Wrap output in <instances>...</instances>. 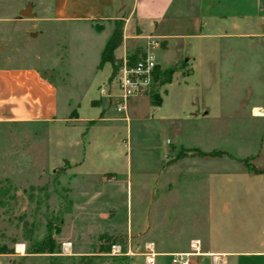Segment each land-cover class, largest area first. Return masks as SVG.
Listing matches in <instances>:
<instances>
[{
    "label": "crops",
    "instance_id": "0c3cea01",
    "mask_svg": "<svg viewBox=\"0 0 264 264\" xmlns=\"http://www.w3.org/2000/svg\"><path fill=\"white\" fill-rule=\"evenodd\" d=\"M115 4L116 0H52L48 21L91 27L93 21L115 19L116 12L125 14L118 17L125 33L113 53L116 61L126 57L133 44L150 37L161 43L155 49L161 53L160 65L168 67L177 59L187 71L175 72L179 78L165 84L159 111L151 117L140 115L142 107L133 102L134 125L156 124L155 133L141 127L133 133V175L129 167L102 166L117 157V124H128V106L123 118L116 117L114 105L109 108L101 96L85 101L90 108L86 112L77 103L74 110L66 106L61 114L58 85L37 66L0 61V127L18 132L16 154L26 157L28 128L47 132L50 151L58 147L59 123L86 125L65 140L63 158L77 166V178L98 184L78 200L86 206L104 203L107 223L115 219L116 195L125 194V226L119 234L133 239V264H171V255L192 251L199 254L193 258L198 264H264V173L251 174L242 163L247 160L264 171V0H133L130 7L119 8ZM133 18L142 31L127 36ZM106 28L94 30L103 33ZM111 74L105 79L108 83ZM153 107L148 99V110ZM83 128L86 131H80ZM36 135L30 139L41 144ZM95 146L101 150L93 156ZM182 151L187 154L179 156ZM196 151L222 154L201 156ZM132 200L133 221L128 209ZM107 229L100 236L118 234L114 227Z\"/></svg>",
    "mask_w": 264,
    "mask_h": 264
},
{
    "label": "rangeland",
    "instance_id": "374dc122",
    "mask_svg": "<svg viewBox=\"0 0 264 264\" xmlns=\"http://www.w3.org/2000/svg\"><path fill=\"white\" fill-rule=\"evenodd\" d=\"M132 3L133 0H116L115 5L116 8L122 5L130 7ZM26 6L31 7L32 17H19V12ZM51 6L52 0H0V61L15 66L39 67L58 85L60 113H63L66 106L70 107L67 110H74L77 103L85 106L81 109L83 113L90 109L85 104L88 98L100 99L101 88L106 94L114 88V82L110 84L105 81L112 72L111 65H106L103 71L96 69L115 22L119 21L118 17L126 16L116 12L115 19H108L107 24L104 21H93L96 25L108 26L103 33H97L93 22L90 24L92 28L88 24L49 22ZM123 24L122 21V40L125 33ZM131 27L130 24L127 28V36H135L142 31L136 21L133 28ZM160 47V41L145 37L133 44V48L127 50L126 54L140 50L145 56H152L157 71L168 68L173 70L172 81L175 72L184 70V67L177 59L168 67L160 65L163 63L161 53L155 50ZM114 68L110 81L115 74ZM175 78L179 77L176 75ZM102 81H105L104 84H101ZM164 86H155L152 93L156 92L161 97L164 94ZM86 88H89L87 92ZM151 95L132 98L127 102L128 124H117V157L103 163V167H129V172L133 175L136 157L133 154V133L140 127L143 132H156V124L151 121L145 126L134 125L133 102L142 107L143 113L140 115L151 117L154 111H159L156 107L148 110V99ZM189 95L187 99L190 100ZM107 100L111 108L114 99ZM93 112L96 116L100 114L98 109ZM61 114L59 116H62ZM115 116L124 117L122 113H116ZM82 126L86 125L73 121L59 123L58 147L53 146L50 151L46 143L47 132L39 127L28 128L25 139L26 157L16 154L18 132L0 127V248L4 247L8 252L0 254L4 255L0 258V264H133V239L130 241L120 235L123 234L120 231L125 226L122 220L127 212L125 194L116 195V206L113 208L115 219L108 223L103 220V214L107 212L104 203L95 202L86 206L78 200L83 191H94L98 188L96 182H83L77 178L79 174L73 168L77 166L63 158L66 154L65 140ZM80 131L84 132L86 129ZM157 133L162 138L161 144H164L165 138L159 130ZM36 134L43 141L41 144L30 139V136ZM51 136L54 137V134L51 133ZM94 149L96 152L93 156H96L101 149L99 146ZM51 165L56 167L54 171L50 170ZM40 168H46L44 174L40 173ZM128 209L129 219L131 216L133 221V200ZM108 226L114 227L118 234L114 237L100 236V233L108 230ZM54 227L58 228V231L53 229L51 234L57 248L51 254L34 253L33 244L44 241L49 228ZM109 245L111 247L107 253ZM18 246H24L20 254ZM112 246L115 248L112 249Z\"/></svg>",
    "mask_w": 264,
    "mask_h": 264
},
{
    "label": "built area",
    "instance_id": "2783aa9c",
    "mask_svg": "<svg viewBox=\"0 0 264 264\" xmlns=\"http://www.w3.org/2000/svg\"><path fill=\"white\" fill-rule=\"evenodd\" d=\"M115 66L113 81H110L111 83L114 82V88L107 94L101 88L100 95L114 99V111L124 113L130 99L144 95L149 96L152 94L154 87L158 86V82L154 79L156 63L152 56L146 55L133 65H129L127 58L124 57ZM114 248L115 246H112V249ZM197 255L199 254L195 251L173 254L170 262L171 264H198L193 260Z\"/></svg>",
    "mask_w": 264,
    "mask_h": 264
},
{
    "label": "trees",
    "instance_id": "16d2710c",
    "mask_svg": "<svg viewBox=\"0 0 264 264\" xmlns=\"http://www.w3.org/2000/svg\"><path fill=\"white\" fill-rule=\"evenodd\" d=\"M93 26L97 32H100L103 29V26L96 25V22H93ZM121 41H122V21L119 20L115 22L114 29L102 49L99 64L97 65V70H100L106 63H110L115 67V63H117L118 61H116V59L114 58L113 53L117 49V47L121 44ZM144 56H145L144 52H141L140 50H135L134 52L127 54L126 58H127L129 65H133L137 60L142 59ZM172 73H173V70L169 68L165 69L164 71H160V72L157 71V69H155L154 79L155 81L158 82V86L169 84L171 82ZM149 103L151 106H154V107L160 106L161 97L156 92H154L149 97ZM193 153L201 155V156H219L222 154L221 152H216V151H213L210 153H201L199 151H196ZM186 154H187V151H182L179 156H185ZM242 163L247 168L248 172H250L251 174L264 173V171L256 170L252 165L248 163L247 160H243ZM53 229L58 231V228H55V227L52 229L49 228L50 231L46 235V238L44 239V241L33 244L35 248L34 253L51 254L57 248V246L54 243V239L52 238V234H51ZM111 245L107 247V251H106L107 253H109ZM0 254H8L6 248L4 247L0 248Z\"/></svg>",
    "mask_w": 264,
    "mask_h": 264
},
{
    "label": "water",
    "instance_id": "95a60500",
    "mask_svg": "<svg viewBox=\"0 0 264 264\" xmlns=\"http://www.w3.org/2000/svg\"><path fill=\"white\" fill-rule=\"evenodd\" d=\"M19 17L22 18H31L32 14H31V7L30 6H26L22 11L19 12Z\"/></svg>",
    "mask_w": 264,
    "mask_h": 264
},
{
    "label": "bare ground",
    "instance_id": "6f19581e",
    "mask_svg": "<svg viewBox=\"0 0 264 264\" xmlns=\"http://www.w3.org/2000/svg\"><path fill=\"white\" fill-rule=\"evenodd\" d=\"M18 250H19V253H22L23 252L22 246H18Z\"/></svg>",
    "mask_w": 264,
    "mask_h": 264
}]
</instances>
